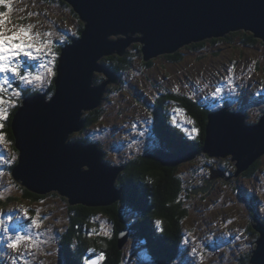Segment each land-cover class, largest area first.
Instances as JSON below:
<instances>
[{
  "label": "rangeland",
  "instance_id": "1",
  "mask_svg": "<svg viewBox=\"0 0 264 264\" xmlns=\"http://www.w3.org/2000/svg\"><path fill=\"white\" fill-rule=\"evenodd\" d=\"M11 7L10 23L7 27L33 25L32 32L41 33V40H51V53L44 52L37 59L21 57L23 66L34 74H40L42 81L25 86L9 76L10 82L14 88L21 89L19 98L24 96V90L30 94L35 91L46 92L49 97L51 83L56 77L60 51L64 46L71 44L72 39L80 36L82 30L79 31V28L83 22L71 8L61 6L59 0H12ZM0 11L8 9L0 5ZM29 13L32 15L29 16ZM45 32L51 35L45 37ZM243 34H250V31L243 28L230 31L217 42L210 41L217 39L213 36L190 42L176 51L181 54L178 60L169 59L166 56L169 54H160L149 60L150 65L139 67L141 59L138 56L136 65L126 73H115L119 80L117 85H107L99 106L102 109L100 121L82 129L79 134L87 135L90 143H98L103 150L104 159L111 167L123 165L126 160L137 154H152L156 150L169 153L170 150L160 141V137H163L157 131L158 123L154 117L157 100L167 92L179 93L213 113L224 107L234 112L242 111L245 113L246 124H257L264 116V41L252 36L254 41L250 40L251 38L246 40ZM201 42H204L202 47L191 48L193 44ZM134 45L140 49L142 47L140 42L133 41L126 50H135L132 47ZM50 60L52 64L49 66L55 73L51 76L46 68L40 67L41 64L48 65ZM104 80H107L104 73L96 72L93 84L99 85ZM217 87L222 91L214 97L212 93ZM166 107L172 117L173 109H179L171 101L166 103ZM187 115L184 110L178 113V123L175 126L180 127L189 137L197 136L198 130L191 131L194 128H191V124L195 125V121ZM4 122L0 128V133L5 137V141L0 142V200L3 201L0 206V219L12 215L13 219L8 221L11 228L9 235L16 231L23 234L25 229H28L26 234L38 241L39 246L27 248L25 241L21 242L18 250L9 249L5 235L0 232V264H62L60 244L62 237L70 229L72 219L86 227L83 231L88 238L114 237V224L108 215L97 213L92 215L88 222L82 220L78 217L79 214H75L76 211L70 210L72 205H68L67 198L56 191L44 194L45 197L40 200L23 198L22 187L14 180L10 171V167L18 158V152L14 142L10 141L5 132ZM198 150L193 158L173 164L185 184H188L189 180L192 183L198 180L193 185H188L190 189L204 186V180L210 179L211 172L207 166L212 165L211 170L218 168L223 171L222 168H225L228 172H223L225 178L231 177L225 180L218 176L210 184H214V189L209 186L203 193L199 190L197 194H190L188 199L191 212L181 223V253L173 258V264L182 261L183 264H241L240 258L244 254L256 250L255 241L259 238L258 231L252 228L250 222L256 220L261 228L264 227V152L256 159L259 167L250 176L243 174L247 168L233 176L236 160H231V154L217 157ZM12 155H15V160L11 159ZM123 170L124 167L119 171L118 179ZM115 186L119 188L117 180ZM21 208H27L29 216L40 221L38 228L29 229L30 220L22 216L16 217L15 213ZM120 208L129 210L124 204H120ZM129 214L125 217L127 222L133 220H130L132 217ZM23 219L27 224H20ZM105 231L108 235L104 234ZM120 232L126 231L117 232L118 243L122 241L118 239ZM128 233L129 230L126 232V243L121 247L124 253L122 264H158V260L147 251L146 243L140 242L133 233L131 236ZM193 249L196 250L195 253ZM21 253H24L22 258ZM100 253H103V259L99 260V263L103 264L107 251H99L98 256Z\"/></svg>",
  "mask_w": 264,
  "mask_h": 264
},
{
  "label": "water",
  "instance_id": "2",
  "mask_svg": "<svg viewBox=\"0 0 264 264\" xmlns=\"http://www.w3.org/2000/svg\"><path fill=\"white\" fill-rule=\"evenodd\" d=\"M83 22L80 36L64 46L54 80L55 91L24 96L11 122L18 161L12 177L30 192L44 195L56 191L68 205L106 207L120 198L123 186H115L123 168L105 163L97 143L84 145L69 137L84 128V112L98 108L108 84H118L117 75L101 58L122 56L133 41L142 44L145 62L160 54H173L181 46L208 37L220 38L240 28L264 41V0H64ZM139 34L140 36H137ZM136 35V37H134ZM116 36V38H112ZM96 72L107 80L93 84ZM242 112L222 108L207 115L203 152L209 156L232 155L235 176L264 152V116L257 124H246ZM199 150L152 153L160 164L173 165L194 157ZM85 167L87 169H85ZM203 193L223 171L211 170ZM210 183V184H209ZM202 189V190H201ZM196 191V192H197ZM191 192L193 194L196 193ZM260 236L249 264H264V227L250 222ZM123 238V239H122ZM118 243H126L121 233ZM98 256L96 260L98 264ZM158 264H164L159 259Z\"/></svg>",
  "mask_w": 264,
  "mask_h": 264
},
{
  "label": "trees",
  "instance_id": "3",
  "mask_svg": "<svg viewBox=\"0 0 264 264\" xmlns=\"http://www.w3.org/2000/svg\"><path fill=\"white\" fill-rule=\"evenodd\" d=\"M59 2L61 6L71 8V6L64 0H59ZM71 10L74 12L72 8ZM79 29V31L83 29L82 23L80 24ZM247 35L243 34L246 40L251 38L250 40L254 41L255 38H252L253 36L251 33ZM218 40L219 38L210 41L217 42ZM203 43L204 42L193 44L191 48L202 47L201 45ZM132 47L135 50H126L122 56L112 55L105 57L103 58V62L118 75H121L123 72L126 73V71L135 66L138 56L141 59V64L139 63L138 65L139 67L150 65L151 61L145 62L143 60L140 47L137 45ZM166 56L171 60H178L181 54L178 51ZM54 91L55 86L53 79L49 89L51 96L54 94ZM34 93L38 92L35 91L33 94ZM25 95H30V92L24 90V96ZM22 97L17 100L16 106L12 108L11 113L4 122L5 132L9 136L11 142H14L11 132V122L16 109L21 105ZM49 97L47 96V98ZM169 101L175 103L177 108H182L186 114L194 119L195 125L191 124V128L193 126L198 130L197 136L189 137L180 127L172 124L171 112H168L166 107V103ZM155 110L154 117L158 123L157 131L160 136L162 135L163 137H160V141L164 144L165 148L171 151H193L194 149L196 152L198 149H204L207 115L210 112L209 110L203 109L198 103L193 102L187 97L181 96L179 93L170 92H167L163 97L161 96V98L157 100ZM101 116L102 109L100 107L83 113L82 119L85 121L84 128L86 129L92 124L99 122ZM80 132H82V130L74 133L76 135L72 134V140L90 143V138L87 137V135L79 134ZM176 139L178 142H175ZM100 149L102 150L101 147ZM104 161L108 163L105 159ZM16 163L17 160L13 165H16ZM253 164V166L251 165L247 168L248 170L246 173H243L245 176H250L259 167L258 160L254 161ZM13 165L10 167V171L14 168L15 165ZM122 166L124 167V170L120 173L119 179H117V185H119V187L122 185L124 186L121 191V198L118 199L120 201L106 207L94 208L83 205H74L70 207V210L76 211L75 214H79L78 217L80 219L86 220L87 222L92 215H96L97 213L108 215L111 222L114 224V237L88 238L84 232L86 227H83V224L81 223L77 224L76 219L74 221L72 219L70 229L62 237L63 240L60 244L64 258L62 261L63 264H85L89 249H93L95 255L98 254L99 251H104V249L107 251L106 260L103 264H122L124 253L123 249L118 247L117 232L119 230L127 229L130 231V233H128L129 236L133 233L132 235L140 242L146 243L147 251L157 260L160 258H166L169 261V264H173L172 260L174 256L177 257L181 253L179 243L181 232L180 226L182 221L189 216L191 212L188 197H190L191 192L197 191L194 187L190 189L188 185L191 186L198 182V180H194L193 183L189 180L187 181L188 184H185L181 175L176 173L177 168L175 165L162 166L157 160H155L150 152L147 154L134 155V157L126 160ZM208 170L210 172V169ZM222 170L224 173H228L225 171V168H222ZM232 171V173H234L235 168ZM205 186H207L206 183ZM213 186L214 184L211 185L210 188L212 187V189H214ZM21 187L23 190V198L40 200L45 197V195L28 191L22 185ZM200 188H202V185ZM200 188L198 190H200ZM197 193L198 192H196V194ZM257 198L258 196L256 197V200ZM11 201L13 202V199H11ZM2 202L3 201L0 200V206L3 205ZM120 204H124L129 210L121 209ZM4 210L7 209L4 208ZM129 212L131 213L129 214ZM128 214L132 217L130 220L133 219L131 222H127L125 219ZM155 221L160 222L159 227L157 224L155 226ZM251 253L244 254L243 257L240 258L241 264H247L249 262ZM182 257L184 256L182 255ZM183 263L184 261L177 264Z\"/></svg>",
  "mask_w": 264,
  "mask_h": 264
},
{
  "label": "snow or ice",
  "instance_id": "4",
  "mask_svg": "<svg viewBox=\"0 0 264 264\" xmlns=\"http://www.w3.org/2000/svg\"><path fill=\"white\" fill-rule=\"evenodd\" d=\"M12 0H0V5L8 9V11H0V128L3 127V121H5L10 113L11 108L16 106L17 100L21 95V89L14 88L10 82L9 76L13 79L19 81L20 84L29 86L34 85L37 82L43 80V77L40 74H34L30 70L26 69L22 62L21 57L28 59H37L44 52L51 53V40L44 39L41 40V33L32 32L33 25H14L12 28L7 27L10 23L9 13L12 11ZM32 15L29 13V16ZM45 37L51 35V33H43ZM53 59H54V53ZM52 64L50 60L48 65L41 64V68H46L49 76L54 75L52 68L49 66ZM229 78V83H230ZM222 89L217 87L212 93V96H218L221 93ZM182 109H173L172 123L176 125L177 115L182 112ZM191 123V121H188ZM195 132L196 129L191 130ZM5 137L0 133V142H4ZM12 160H15V155H12ZM16 217L19 218L22 216L24 219L30 220L29 229L32 227H39L40 221L36 218L29 216V210L27 208H21L17 213ZM13 219L12 215H8L6 219H0V232L6 237L7 248L12 250H18L21 246V242H27V248L38 247L39 242L34 240L31 235L26 234L28 229H25V232L22 234L20 231H16L12 235H9L11 228L8 225V221ZM157 226L159 227L160 222L157 221ZM105 235H108V232H104ZM94 251L89 249V252ZM195 249L193 252L195 253ZM24 253H21V258ZM98 260L103 259V253H100L97 257ZM15 264V262H14ZM85 264H97L96 260H87Z\"/></svg>",
  "mask_w": 264,
  "mask_h": 264
},
{
  "label": "bare ground",
  "instance_id": "5",
  "mask_svg": "<svg viewBox=\"0 0 264 264\" xmlns=\"http://www.w3.org/2000/svg\"><path fill=\"white\" fill-rule=\"evenodd\" d=\"M251 33V35L253 36L254 34H252V32H250ZM256 39H259V37H255ZM139 42V41H138ZM136 44V43H135ZM131 46V45H130ZM61 47H63V46H61ZM127 48V47H126ZM129 49H130V47H129ZM170 55V54H169ZM105 58V57H104ZM100 62H101V60H100ZM104 63V62H103ZM108 66V65H107ZM94 84H96V83H94ZM109 85V84H108ZM54 88V87H53ZM47 94V93H46ZM19 107V106H18ZM17 108V107H16ZM156 108V107H155ZM225 109H227V111L228 112H231V113H234V114H236V113H239V112H242V111H237V112H234V111H230L229 109H228V107H224ZM243 113V112H242ZM244 114V113H243ZM263 114H264V112H263ZM166 115V114H165ZM245 115V114H244ZM188 116V115H187ZM257 120H259V118L257 119ZM85 122V121H84ZM256 124V123H255ZM69 139L71 140V141H77V140H72V136H70L69 137ZM84 142V141H83ZM87 144H89V143H87ZM97 145H98V143H97ZM17 151V150H16ZM174 151H172V153H173ZM169 153H171V150H170V152ZM208 155H209V153H207ZM229 156V155H228ZM156 158V157H155ZM149 159V158H148ZM17 164V163H16ZM171 164V163H170ZM170 164H168V165H170ZM253 164V163H252ZM251 164V165H252ZM15 165V164H14ZM13 165V166H14ZM109 165V164H108ZM250 165V166H251ZM254 165V164H253ZM252 165V166H253ZM249 166V167H250ZM13 168V167H12ZM248 170V169H247ZM169 174V173H168ZM118 179V176L116 177V180ZM123 189H121V191H122ZM47 194V193H46ZM120 198H121V192H120ZM119 198V199H120ZM117 202V201H116ZM115 203V202H114ZM113 205V204H112ZM73 206V205H72ZM95 208V207H94ZM124 231H128V230H124ZM258 234H259V232H258ZM259 236H260V234H259ZM258 240V239H257ZM256 248V247H255ZM175 257V256H174ZM64 259V258H63ZM161 260H163L164 262H166V263H164V264H169V261L166 259V258H160ZM159 260V259H158ZM65 264V263H64Z\"/></svg>",
  "mask_w": 264,
  "mask_h": 264
},
{
  "label": "flooded vegetation",
  "instance_id": "6",
  "mask_svg": "<svg viewBox=\"0 0 264 264\" xmlns=\"http://www.w3.org/2000/svg\"><path fill=\"white\" fill-rule=\"evenodd\" d=\"M178 140L176 139L175 142H177ZM63 264V263H62Z\"/></svg>",
  "mask_w": 264,
  "mask_h": 264
}]
</instances>
